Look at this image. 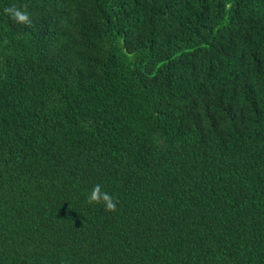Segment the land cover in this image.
I'll use <instances>...</instances> for the list:
<instances>
[{"label": "trees", "instance_id": "trees-1", "mask_svg": "<svg viewBox=\"0 0 264 264\" xmlns=\"http://www.w3.org/2000/svg\"><path fill=\"white\" fill-rule=\"evenodd\" d=\"M0 264H264V0H0Z\"/></svg>", "mask_w": 264, "mask_h": 264}, {"label": "clouds", "instance_id": "clouds-1", "mask_svg": "<svg viewBox=\"0 0 264 264\" xmlns=\"http://www.w3.org/2000/svg\"><path fill=\"white\" fill-rule=\"evenodd\" d=\"M26 7V6H25ZM4 12L8 14L13 21L20 23V24H27L31 25V20L26 11H21L16 7H6ZM87 202L89 204H104L105 210L114 212L117 210V204L119 203L118 200H115L110 194L105 191H102V187L100 184H96L93 186Z\"/></svg>", "mask_w": 264, "mask_h": 264}]
</instances>
